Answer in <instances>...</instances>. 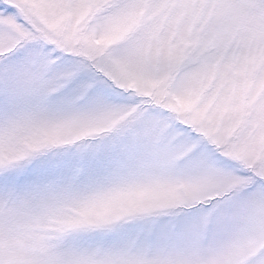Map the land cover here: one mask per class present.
<instances>
[{
    "label": "snow or ice",
    "instance_id": "obj_1",
    "mask_svg": "<svg viewBox=\"0 0 264 264\" xmlns=\"http://www.w3.org/2000/svg\"><path fill=\"white\" fill-rule=\"evenodd\" d=\"M0 264H264V0H0Z\"/></svg>",
    "mask_w": 264,
    "mask_h": 264
}]
</instances>
